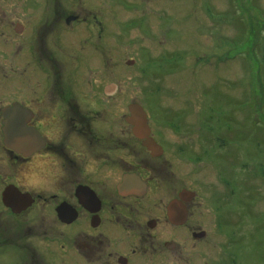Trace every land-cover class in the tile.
I'll return each instance as SVG.
<instances>
[{"label": "flooded vegetation", "instance_id": "af4514ba", "mask_svg": "<svg viewBox=\"0 0 264 264\" xmlns=\"http://www.w3.org/2000/svg\"><path fill=\"white\" fill-rule=\"evenodd\" d=\"M156 3L0 0V264H217L222 235L246 244L253 220L264 226V175L238 169L236 132H203L186 113L189 50L138 45L124 59L131 25L173 40L149 28L151 13L169 16ZM127 11L138 14L114 22ZM126 65L155 78L128 102ZM131 105L145 112L143 137ZM251 188L260 198L238 207Z\"/></svg>", "mask_w": 264, "mask_h": 264}, {"label": "rangeland", "instance_id": "374dc122", "mask_svg": "<svg viewBox=\"0 0 264 264\" xmlns=\"http://www.w3.org/2000/svg\"><path fill=\"white\" fill-rule=\"evenodd\" d=\"M121 1L110 0V4ZM148 2L154 4L153 6L156 2L170 4L168 17L163 16L162 11L157 16L161 17L163 29H157V23L160 26V21L154 13L150 15L152 23L149 28L153 33L157 30L163 34L170 29L169 33H173L172 39L177 41L161 42L163 40L161 36L158 42L148 41L147 38L150 37L145 36V30L131 25L127 27L125 33L124 59L127 61L137 57L135 50L138 45L152 47L155 53L162 51L161 45L172 49L179 46L180 42L186 47L189 50L187 57L189 65L182 74V83L177 82L186 113L198 116L203 132H208L209 128L220 131L231 125L236 132V140L233 145L229 144L228 153H233L236 157V165L241 167L238 169L247 166L250 171H244L245 173L263 177L264 0H148ZM117 7L113 8L117 11ZM137 14L134 11H127L124 18L115 15L113 19L114 22H128V19ZM151 67L143 70L139 65L135 67L126 65L127 102L138 95L141 87H147V83L155 79ZM166 76H161L159 80L167 81ZM179 100L181 102L180 98ZM209 153L211 159H214L212 151ZM215 160H219V167L229 168L220 165L226 162L224 155L217 156ZM202 163L208 167L209 157ZM223 171L226 172L225 169ZM258 198L260 196L254 188L249 191V196L238 189L236 203L238 207L250 205ZM253 217L251 215V219ZM249 234L246 244L244 237L233 242L232 239L225 241L222 235L221 255L220 253L218 255L221 260L217 264H264V226L257 228L254 219ZM216 249L207 246L206 257L209 255L215 257Z\"/></svg>", "mask_w": 264, "mask_h": 264}, {"label": "water", "instance_id": "95a60500", "mask_svg": "<svg viewBox=\"0 0 264 264\" xmlns=\"http://www.w3.org/2000/svg\"><path fill=\"white\" fill-rule=\"evenodd\" d=\"M7 117V113H5ZM127 122L133 126V131L138 136H145V132L148 131V126L146 124V115L143 109L138 105L129 106V115L127 116ZM5 132L9 130L7 121L4 122ZM9 137L5 136V142H8ZM147 145V143H146ZM9 191V190H8ZM7 195L5 192L4 195Z\"/></svg>", "mask_w": 264, "mask_h": 264}, {"label": "trees", "instance_id": "16d2710c", "mask_svg": "<svg viewBox=\"0 0 264 264\" xmlns=\"http://www.w3.org/2000/svg\"><path fill=\"white\" fill-rule=\"evenodd\" d=\"M263 62H264V56H263Z\"/></svg>", "mask_w": 264, "mask_h": 264}]
</instances>
